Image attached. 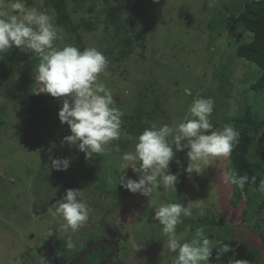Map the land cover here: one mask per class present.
<instances>
[{
	"label": "rangeland",
	"instance_id": "374dc122",
	"mask_svg": "<svg viewBox=\"0 0 264 264\" xmlns=\"http://www.w3.org/2000/svg\"><path fill=\"white\" fill-rule=\"evenodd\" d=\"M138 1L139 9L128 14L137 21L135 30H147L141 56L137 52L119 59L117 51H108L109 40L102 26L80 30L86 47H96L109 61L100 80L123 113L122 123L126 115L132 116L131 132L122 134L123 148L107 144L104 154L86 159L75 146L62 143L71 133L58 118L61 100L52 101L46 94L42 110L22 111L20 103L31 93L28 85L35 71L22 76L23 68L16 80L0 75V106L6 107L9 121L0 129V264H40L41 256L47 264H74L100 241L118 244L114 264H172L177 254L164 247L163 226L154 219L162 202L190 209L191 215L182 216L177 225V234L185 240L192 239L198 227L206 226L209 239L218 242L215 247L227 239L249 241L264 255V208L255 211L264 205V184L259 191L251 189L252 195L236 199L237 205L232 206L235 200H231L228 184L217 172L219 157L200 162L202 172L189 177L185 172L187 150L176 153L180 163L174 160L169 165L178 176L175 193L160 186L145 197L119 184L121 175L139 178L130 168L121 174V157L134 150V138L150 123L175 126L191 118L188 110L194 97H210L215 101L210 119L214 130L220 129L245 115L246 103L251 102L248 89L261 76V69L236 52L253 37L240 19L245 0ZM111 2L97 0V8L89 13L86 0L85 7L72 16L74 24L89 18L95 24V17ZM28 7L49 11L45 0H34ZM0 10L11 11L8 0H3ZM62 35L58 46H75L69 32L63 29ZM38 87L35 84V89ZM251 135L255 143L250 153L258 161L261 155H254L264 141V132ZM50 158H70V167L54 170ZM261 165L264 169V160ZM70 188L83 190L91 208L89 220L74 233L59 230L63 219L54 215L55 202ZM90 189H94L93 195ZM219 220L225 223H214ZM49 229L53 235L48 238ZM69 238L74 245L71 249L66 247ZM111 253L109 247H99L81 264H102Z\"/></svg>",
	"mask_w": 264,
	"mask_h": 264
},
{
	"label": "clouds",
	"instance_id": "9594fccd",
	"mask_svg": "<svg viewBox=\"0 0 264 264\" xmlns=\"http://www.w3.org/2000/svg\"><path fill=\"white\" fill-rule=\"evenodd\" d=\"M2 6L3 0H0ZM8 8L11 11L0 10V53L16 48L35 54L39 62L34 79L39 87L34 94L62 98L58 118L61 124L68 125L71 133L62 143L75 146L86 159L104 154L109 142L120 139L123 116L115 106L111 90L100 80V75L108 68L107 57L96 47H85L81 51L71 44L58 46L57 42L63 41V29L55 23L54 11L49 14L37 7H27L24 0H8ZM214 107L212 98L194 97L188 110L191 118L175 126L150 123L134 138V150L121 157V174L130 168L139 178L121 175L119 184L130 193L145 197H150L160 186L175 193L178 176L170 171L169 165L174 160L180 163L176 153L187 150L185 172L189 177L202 172L200 162L230 157L238 143L239 132L231 123L214 130L210 119ZM70 164V158H50L51 168L57 171H67ZM226 179L243 187L248 176L232 175ZM55 204L54 215L63 219L61 231L70 229L74 233L89 220L91 208L83 190L67 189ZM190 215V209L180 203L162 202L156 207L154 219L163 226L164 247L169 253L177 254L172 264H206L218 243L209 239L206 226L198 227L190 240L177 234L182 216ZM47 235L48 238L53 235L51 229ZM66 247H74L70 238L66 240ZM230 251L234 253L230 245L219 249L220 254ZM108 260L107 264H111ZM40 264H47L42 256ZM231 264L250 262L236 259L234 253Z\"/></svg>",
	"mask_w": 264,
	"mask_h": 264
},
{
	"label": "trees",
	"instance_id": "16d2710c",
	"mask_svg": "<svg viewBox=\"0 0 264 264\" xmlns=\"http://www.w3.org/2000/svg\"><path fill=\"white\" fill-rule=\"evenodd\" d=\"M26 6H31L34 0H24ZM86 0H45V4L48 6L49 14L54 11V20L66 32L70 33L71 40L75 43L81 51L86 47L83 42V36L80 30H93L95 27L102 26L105 33L106 41H108L109 48L117 51V56L120 58H126L128 55L139 53L146 48V33L145 28L141 30H135L136 19L134 21L133 16H130L129 12H134L139 9L140 3L138 0H112L108 3L107 7L104 6L99 17L98 22L95 24L91 19H83L81 24H74L73 14L85 7ZM89 7L88 12L91 13L97 8V0H88ZM106 2V0H103ZM129 15V16H128ZM241 23L243 27L248 30L252 35V40L247 44H240L237 47V56L241 59H246L249 62L256 65L261 69L260 78L250 86L248 89V101L245 107V115L238 120H231L232 125L239 132L238 143L234 146L230 157H219L221 161H218L216 167L217 172L223 175V182L228 184L231 205L236 206L240 197L246 195H252V190L255 192L261 190L264 184V169L261 165L264 160V141L257 145V154L261 155L258 161L253 160L252 146L255 143L251 135H255L264 132V0H245L244 8L241 13ZM110 37V38H109ZM109 38V39H108ZM38 57L26 49L12 48L4 53H0V75L2 77H10L17 79L23 68L22 76L26 73L28 75L34 72V68L38 64ZM35 79L29 82V89L31 93L22 97L21 106L22 111L25 113L36 112L46 107L47 95H36ZM52 101L61 100L62 98H53ZM51 102V101H50ZM54 103V102H53ZM20 110H17V114H22ZM8 115H6V107L0 106V129H3L8 125ZM132 130V116L126 115L122 123V134L124 132L130 133ZM120 139L109 142L112 146L124 147L125 142ZM22 142H26L23 139ZM40 149V148H39ZM215 164V163H214ZM246 174L248 176L247 182L243 187L238 186L235 183L229 182L226 179L229 176H240ZM36 187L39 189L41 185L36 183ZM89 193L93 195L94 189L89 190ZM120 194V193H119ZM257 195V193H254ZM253 194V195H254ZM264 205L262 204L257 210H262ZM217 224H224V220L214 222ZM264 244V240H262ZM223 245H230L234 249L236 259H247L250 264H264L263 250H259L249 241H236V240H223L217 247L213 249L212 255L207 261V264H231L233 258V252H227L220 254L219 249ZM82 252V251H81ZM80 252V253H81ZM79 253V254H80ZM78 254V255H79ZM109 257V256H108ZM108 257L103 260L102 264H107ZM114 264V262H112Z\"/></svg>",
	"mask_w": 264,
	"mask_h": 264
},
{
	"label": "water",
	"instance_id": "95a60500",
	"mask_svg": "<svg viewBox=\"0 0 264 264\" xmlns=\"http://www.w3.org/2000/svg\"><path fill=\"white\" fill-rule=\"evenodd\" d=\"M99 247H109L112 250V254L109 257V263H112L114 261V258L116 257L119 246L115 242H107V241H100L98 243L93 244L92 246L88 247L82 255L74 262V264H81L83 260L94 250H96Z\"/></svg>",
	"mask_w": 264,
	"mask_h": 264
},
{
	"label": "bare ground",
	"instance_id": "6f19581e",
	"mask_svg": "<svg viewBox=\"0 0 264 264\" xmlns=\"http://www.w3.org/2000/svg\"><path fill=\"white\" fill-rule=\"evenodd\" d=\"M252 87V86H251ZM119 252V251H118ZM112 254V253H111ZM118 254V253H117ZM117 256V255H116Z\"/></svg>",
	"mask_w": 264,
	"mask_h": 264
}]
</instances>
